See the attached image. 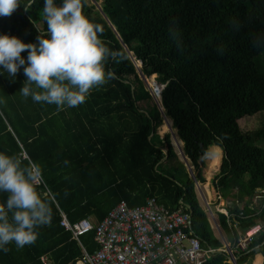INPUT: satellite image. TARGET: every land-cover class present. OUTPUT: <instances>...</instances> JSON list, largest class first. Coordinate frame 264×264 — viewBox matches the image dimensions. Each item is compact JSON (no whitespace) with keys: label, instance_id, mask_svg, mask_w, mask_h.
<instances>
[{"label":"trees","instance_id":"1","mask_svg":"<svg viewBox=\"0 0 264 264\" xmlns=\"http://www.w3.org/2000/svg\"><path fill=\"white\" fill-rule=\"evenodd\" d=\"M87 2L81 0L83 15L103 27L98 38L120 54L116 62L103 61L116 79L94 86L84 103L58 110L21 94L23 68L14 79L0 68V152L38 163L46 189L37 190L54 198L51 224L36 229L34 243L0 250V264H43L42 257L49 264H82V249L90 255L99 249L95 232L80 237V246L61 227L62 214L72 224L86 218L98 224L122 201L136 208L150 197L192 216L203 246L216 251L209 264L227 262L170 135L158 134L164 117L146 87L151 77L164 87L160 106L200 184L206 183L202 153L212 145L223 151L212 187L236 203L231 224L219 214L229 241L262 227L239 264L264 256V199L251 207L264 191V147L257 145L264 142V127L253 134L240 128L245 117L264 112V73L255 63L264 53V0H94L102 11ZM27 3L20 0L11 17H0V34L36 43L39 29L46 30L44 0L25 11ZM220 161L218 152L208 182ZM6 195L0 193V203Z\"/></svg>","mask_w":264,"mask_h":264},{"label":"clouds","instance_id":"2","mask_svg":"<svg viewBox=\"0 0 264 264\" xmlns=\"http://www.w3.org/2000/svg\"><path fill=\"white\" fill-rule=\"evenodd\" d=\"M33 3L28 0L24 10ZM18 7L20 0H0V17H11ZM43 19L46 30L39 29L36 43L0 34V68L13 79L23 68L26 79L20 92L24 97L55 104L58 110L72 108L84 103L94 86L117 78L113 70L105 73L103 61L107 57L116 62L120 54L98 38L103 27L83 15L81 0H62L59 6L55 0H44ZM217 156L215 145L202 153L205 160ZM42 183L38 163L0 152V193L7 194L0 203V250L7 252L11 243L17 248L34 243L36 229L51 224L54 198L50 191L37 190Z\"/></svg>","mask_w":264,"mask_h":264},{"label":"built area","instance_id":"3","mask_svg":"<svg viewBox=\"0 0 264 264\" xmlns=\"http://www.w3.org/2000/svg\"><path fill=\"white\" fill-rule=\"evenodd\" d=\"M163 90V86H154V91H151L154 100L161 101ZM192 180L198 190L201 207L214 226L220 228L216 214L226 216L228 224H231L234 219L231 212L236 203L217 206L216 202L206 197L194 171ZM38 187L46 189L44 182ZM261 195L262 197H256L252 208L264 199V191ZM217 199L218 202L222 201L221 197ZM191 222V215L181 208L171 210L158 204L156 197H150L145 205L136 208H131L127 202L122 201L98 224L89 219H81L72 224L62 214L61 227L70 232L79 245L80 237L95 232L99 249L93 255L82 249V264H209L216 251L203 246V241L195 234ZM261 229V225H256L245 233L238 234L234 243L223 239V248L219 251L226 254L230 264H239L241 255L249 251ZM42 263L49 264L48 259L42 257Z\"/></svg>","mask_w":264,"mask_h":264},{"label":"rangeland","instance_id":"4","mask_svg":"<svg viewBox=\"0 0 264 264\" xmlns=\"http://www.w3.org/2000/svg\"><path fill=\"white\" fill-rule=\"evenodd\" d=\"M255 63L258 67V69L264 73V53L260 54L256 60H255ZM139 67H141V64H138ZM146 83V87L148 89V91H154V86L152 85V83H157V80H156V77H151L150 80L148 81H145ZM157 86H159V84L157 83ZM167 125L170 129L167 131V132H163L162 131V126L163 125ZM163 125L159 128L158 132L161 133V134H169L170 135V141H171V146L175 152L176 155L180 156V150L182 149V147L178 146V142L180 141H176L175 138L178 140L177 136H176V133H175V130H173L171 128V122L166 118H164V122H163ZM264 127V112H261V113H257L253 116H247L245 117L243 120L240 121V128L242 130V132H250L251 134L261 130L262 128ZM261 144H257L259 146H263L264 147V142H259ZM208 161V160H207ZM208 163V162H206ZM207 165L206 167L204 168V171H203V176L206 178H208V175H207ZM217 169L218 168H215L213 169V171H211V179L212 181L215 179V175H213L215 172H217ZM207 181V184H208V180ZM196 192H197V195H198V190L196 189ZM214 226V224H213ZM219 238H220V234H219V231L218 229L214 226Z\"/></svg>","mask_w":264,"mask_h":264},{"label":"crops","instance_id":"5","mask_svg":"<svg viewBox=\"0 0 264 264\" xmlns=\"http://www.w3.org/2000/svg\"><path fill=\"white\" fill-rule=\"evenodd\" d=\"M159 130V129H158ZM158 134L160 135V136H164L165 134H161V133H159L158 132ZM152 136L153 135H151V137H150V140L152 139ZM178 140H180V139H178ZM181 142V144H182V150H183V143H182V141H180ZM217 147V151L220 153V156H221V161H220V165H219V167H218V169H217V172H215L213 175H215V176H217L219 173H220V168H221V164H222V161H223V151H222V149L220 148V147H218V146H216ZM158 148H160V149H163V147L160 145V146H158ZM183 152H184V150H183ZM177 156V158H178V160H180L182 163H184L183 161H182V158L180 157V156H178V155H176ZM210 161L211 160H205V167H206V165H207V168L209 169V164H210ZM206 162H208V163H206ZM208 169H207V171H208ZM213 177V176H212ZM205 178V177H204ZM207 180V178L205 179V181ZM201 185V188H202V190L204 191V193H205V195H206V197L209 199V200H211V201H213V202H216L217 203V206H224L225 204L227 205V204H233V203H231V202H228V201H226V200H224V198L222 197V195H220L219 193H217L216 191H215V189L212 187V179H210V181L208 182V184H207V181H206V183L204 184V185H202V184H200ZM206 185H208L209 186V188H208V191H206V189H205V186ZM197 197H198V195H197ZM217 197H221L222 198V201L221 202H218V199H217ZM198 200H199V203H200V205H201V202H200V199H199V197H198ZM255 201V199L252 201V202H254ZM261 202V201H260ZM202 206V205H201ZM263 206H264V203H263ZM261 207V206H260ZM259 207V208H260ZM216 216H217V219L219 220V215L218 214H216ZM86 219H89L90 221H92L93 222V220L92 219H90V218H86ZM212 222V221H211ZM220 222V221H219ZM94 223V222H93ZM212 228H213V231H214V233H215V236L222 242V244H223V239H225V240H227V241H229L230 239H229V237H228V235L224 232V230L222 229V227H221V225H220V228H218V231H219V234H220V238H219V236H218V234H217V232H216V230H215V228H214V226H213V222H212ZM240 233H242L241 231H239L238 232V234H240ZM230 242V241H229ZM260 246H257V247H255V249H257V248H259ZM84 250V249H83ZM227 257V256H226ZM224 264H230V262H229V259L227 258V262H225ZM247 264H264V256H263V254H261V253H258V254H255L252 258H250V260H249V262L247 263Z\"/></svg>","mask_w":264,"mask_h":264},{"label":"water","instance_id":"6","mask_svg":"<svg viewBox=\"0 0 264 264\" xmlns=\"http://www.w3.org/2000/svg\"><path fill=\"white\" fill-rule=\"evenodd\" d=\"M87 4L89 5H93V6H96L100 11H102L100 5H98L97 3L94 2V0H90V2H87ZM127 51L129 52V50L127 49ZM129 54L132 56V53L129 52ZM138 69L140 68L139 65H137ZM157 83H154V86H156ZM153 96V95H152ZM155 103L158 105L159 107V110L161 111L162 113V116L166 119V115L164 113V110L161 108L160 106V102L154 100ZM183 155H184V159L182 158V161L184 162L186 168H187V171L190 175V178L192 179V172H193V168L191 167L189 161H188V158L185 156L184 152H183ZM203 162H205V159H202V156L200 157V160H199V163L202 164ZM183 203V202H182ZM192 217V216H191ZM192 223V222H191Z\"/></svg>","mask_w":264,"mask_h":264}]
</instances>
